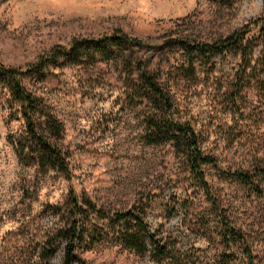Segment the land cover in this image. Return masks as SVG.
<instances>
[{"label": "rangeland", "instance_id": "obj_1", "mask_svg": "<svg viewBox=\"0 0 264 264\" xmlns=\"http://www.w3.org/2000/svg\"><path fill=\"white\" fill-rule=\"evenodd\" d=\"M228 2L0 0V63L7 68L27 70L56 46L118 30L141 41L144 56L154 57L148 68L172 84L171 118L190 125L201 152L217 162L216 167L202 166L214 206L180 149L145 140L147 118L161 114L152 103L128 97L131 68L119 61L77 67L59 60L30 85L62 123L68 180L17 160L10 140L24 123L19 105L0 89V264H42L39 246L65 215L70 191L116 211L150 197L146 222L151 232L173 245L185 264L218 263L222 225L244 237V244L233 242L231 248L236 264L248 262L244 247L251 249L253 264H264V72L255 61L264 42L256 40V30L249 32L256 44L236 83L243 88L235 101L229 95L240 68L237 56L215 57L208 65L198 62L191 79L175 70L186 66L181 52L164 44L174 38L211 42L264 18V0ZM233 171L255 175L261 193L236 180ZM48 206H56L58 214ZM102 223L90 215L88 231L95 238L84 236L76 246L86 264H154L148 255L116 244ZM61 261L59 247L48 263Z\"/></svg>", "mask_w": 264, "mask_h": 264}, {"label": "trees", "instance_id": "obj_2", "mask_svg": "<svg viewBox=\"0 0 264 264\" xmlns=\"http://www.w3.org/2000/svg\"><path fill=\"white\" fill-rule=\"evenodd\" d=\"M210 1L228 4V1L233 0ZM252 30H256L259 36L256 40L264 42V18L258 17L242 29L211 42L174 38L164 44L181 52V63L186 66H176L175 70L191 79L198 62L208 65L215 57H223L226 54L237 56L240 59V68L235 85L233 84L231 88L232 94L229 95L231 101H235L238 92L243 88L236 83L242 81L256 44V41L248 37ZM144 48L145 45L141 41L118 30L96 39H74L67 47L56 46L24 71L7 68L0 63V89L6 90L11 103L19 105L24 123L22 131L10 140L14 155L19 162L33 164L40 170L52 169L65 179H70L69 152L60 143L62 123L50 110L42 95L31 87L30 82L41 79L42 74L59 60H62L64 66L77 67L119 61L133 70L131 74L134 81H128V90L131 92V96L128 97L152 103L161 114L158 117L147 118L145 140L150 144L170 142L180 149L189 164L190 172L199 182L208 200L216 206L202 170L203 165L216 167V159L201 152L199 136L190 125L176 122L171 118L172 84L165 83L163 77L148 68V61L151 62L154 57L152 55L145 57ZM255 61H259L258 68L264 72V43L262 55ZM129 101L133 103L132 100ZM231 175L255 193H261L252 173L233 171ZM260 175L264 178V171ZM149 201L150 197L142 203L131 205L127 210L116 211L98 206L85 196H78L70 191L64 201L67 207L65 215L57 219L59 224L47 234L39 246L42 264H49L48 260L59 247L62 252L61 264H86L77 254L76 246L83 241L84 236L89 240L95 238L94 233L88 231L90 215L104 222L102 224L111 230V236L116 244L134 254L141 257L148 255L154 264H185L173 245L162 242L151 232L146 222ZM47 208L52 210L54 215L58 214L59 209L56 206ZM222 226L225 233L223 251L217 264H236L237 257L231 248L233 242L244 244V237L238 230L228 225ZM101 238L106 239L107 235ZM244 250L247 264H253L251 249L244 247Z\"/></svg>", "mask_w": 264, "mask_h": 264}]
</instances>
